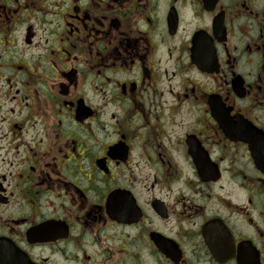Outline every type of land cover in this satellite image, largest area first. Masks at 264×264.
<instances>
[{"label":"flooded vegetation","instance_id":"1","mask_svg":"<svg viewBox=\"0 0 264 264\" xmlns=\"http://www.w3.org/2000/svg\"><path fill=\"white\" fill-rule=\"evenodd\" d=\"M264 264V0H0V264Z\"/></svg>","mask_w":264,"mask_h":264},{"label":"water","instance_id":"2","mask_svg":"<svg viewBox=\"0 0 264 264\" xmlns=\"http://www.w3.org/2000/svg\"><path fill=\"white\" fill-rule=\"evenodd\" d=\"M2 258H3V262H4V264H7V263H5L6 260H4V257H2Z\"/></svg>","mask_w":264,"mask_h":264}]
</instances>
